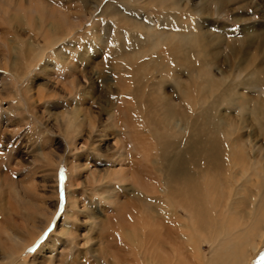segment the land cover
<instances>
[{
  "label": "rangeland",
  "instance_id": "obj_1",
  "mask_svg": "<svg viewBox=\"0 0 264 264\" xmlns=\"http://www.w3.org/2000/svg\"><path fill=\"white\" fill-rule=\"evenodd\" d=\"M93 1L96 0H0V210H3L0 211L1 264H7V260L2 259V248L8 247L6 246V243L8 245L9 242L7 240L8 232L12 234L15 231L22 236L21 240L16 242H25L23 240L27 242L26 245H23L25 248L22 246V255L11 257L14 264H22V259L26 261V264H108L113 258L110 251L113 250L111 246L115 244L117 234L115 229L111 230L110 224L103 230H99L97 226L89 230L90 226L87 223L90 219L86 216L91 215V211L88 210V214L87 212L77 214L73 219L72 226H76V230L75 238L71 243L72 249L68 247V243L70 244L68 238L60 235L62 225L60 215L65 207V196L62 195L68 187L74 190L77 209H83L85 204H91L92 209L97 211L91 220L94 221V225L107 221L105 219L106 210H108L107 204L102 199L100 200L99 195L101 194L100 184L102 185L104 182L102 179L100 184L92 182L86 176L88 175L87 171L78 170V165L80 163L83 165L85 162L84 155L88 153L87 162H89L90 169L94 168L92 170H95L102 178H106L108 177L106 174L112 170L122 169L126 173V170L131 167L132 159L131 154L125 153V147L128 148L127 142L130 143V146L136 142L144 148L143 155H140V150L134 152L140 169H136L135 172L132 168L133 182L128 171L131 182L124 181L122 185L130 184L129 189L132 191V186L135 184L137 191H143L142 194H144L149 189L148 186L152 179L154 182L157 181L156 184L162 180L161 172L158 170L163 167L162 163L164 162L152 164L150 161L151 159L159 161L162 159L161 155L159 159L156 157L157 154H160L157 150L160 148V144L179 141L178 144L167 147L169 157L174 155L175 158L177 154L174 152L183 150L185 146L183 143L188 144L187 142L192 140H190L192 137H187L183 130L173 126L170 121L173 120L171 118L177 112L173 104L178 98L177 93L172 90L174 84L168 74L165 78L163 77V82H161L162 80L159 82L160 87L158 84H152L149 65L145 66L136 77L138 79L145 78L144 85L141 84L140 87L139 83L128 84L127 79L121 80L119 76L121 75L120 69L125 64L137 63L153 54V51L160 52L158 50L162 49L161 47L155 48L156 40L150 39L142 41L143 43L141 42L138 47L136 45L145 37L143 30L140 29L144 26L140 18L149 16L148 12L152 5L147 4L149 8L144 5L137 7V4L132 3L129 4L125 17L119 15L112 17L108 12L109 15L106 14L100 21L102 23L95 24V19L101 10L107 4L119 0H100L96 9L93 7L95 5ZM184 1L193 2L192 4L198 2V7L205 11L210 0ZM218 3L219 5L224 4L223 7L211 17L203 15L201 18L202 31L208 30L214 34L212 39L219 48L220 57L229 53L227 42L242 37L244 33L258 39L250 47V53L256 51L257 55L262 53L264 56V0H219ZM49 11H52L53 15ZM158 12L156 10L150 16L153 15L154 19ZM40 14L44 20L39 30V23L33 17ZM21 15H25V18L30 20L33 26L30 25L28 28L26 25L18 23L17 20H13L14 17ZM53 22L61 24L59 31H67L64 34L56 35L54 40L46 34L48 28H45L46 23ZM156 27L158 29L159 25ZM68 28L69 30H67ZM68 32H71L72 36L68 37ZM94 32L96 33L94 34ZM81 33L82 35H80ZM122 34L131 36H128L130 38L127 44L121 42L124 46L122 54L115 53V42L120 43ZM28 39L33 41L32 45L34 46L31 51L34 55L31 57L27 54V47L30 44ZM62 50L71 52L72 62L66 60L63 54H58V56L54 54L58 51L62 52ZM126 50L131 53L126 54ZM134 51H137L138 54L136 55ZM262 60L258 61L262 62ZM218 62L220 70L225 73L224 68L229 62L228 59H220ZM67 66L74 68L71 77ZM41 68H43L42 71H40ZM131 70L132 65L127 71L128 76L136 73ZM214 73L216 77L220 75V72L214 71ZM190 77L192 76L188 75L185 79L190 82ZM156 78L158 79V77ZM71 80L73 81L71 82ZM72 84L77 91L84 89L89 95V97L86 95L85 97L84 94L77 96L80 100L82 99L84 110L89 115L95 116L94 124L98 132L89 133V128L85 123L77 129L78 125L70 127L66 122L64 102H66L67 108L73 107L68 99V90ZM193 84L195 86L193 90V86L190 87L191 94H188L186 98L188 107L198 94V84L194 80ZM135 88L143 92L142 98L153 101L151 109L144 111L143 107L138 105L137 98L134 97L130 100L131 104L123 101L122 92ZM158 91L168 96L171 103L162 104L158 97ZM37 92L44 95L41 102L36 97ZM48 95L52 97H48ZM198 96L200 95L198 94ZM189 100L192 101L189 103ZM134 102L137 103L136 106H134ZM184 102H186L185 99ZM132 105L138 109L136 110L138 113L132 120H129L125 115L126 112H131L127 106ZM118 109L119 111H117ZM79 113L77 112L75 115L77 116ZM147 113L150 119H146ZM76 116H74L75 119ZM73 121L76 122V120ZM75 122L73 123L76 124ZM148 127L151 132L146 131ZM186 130L192 134L193 130L195 131V126L188 124ZM193 142L188 146H192V148L196 146L198 149L200 145ZM124 143L126 144L124 145ZM73 145L76 146L74 149ZM146 149H149V157L144 155ZM262 152L264 153V148ZM58 157L61 162L58 167H55L53 161H56ZM146 157L149 160H144ZM74 163L78 168L72 167ZM189 167L193 168L191 165ZM62 176L63 178H61ZM94 187L96 189H93ZM127 193L130 192L121 191V200L124 199L123 196L129 197ZM40 209L46 214L51 213L48 221L44 215L40 217L36 215L41 211ZM145 214L147 211L143 210L141 219L144 223L146 222ZM34 215L36 216L34 217ZM168 223L170 224V221ZM41 228L43 229L41 230ZM50 229L56 234L59 233L60 236H58L55 252L50 261L44 262V256L49 251L45 246L48 243L47 239L53 236ZM3 231L5 234L2 233ZM45 233L48 235L44 241H41V246L44 244V248L36 255L35 252L28 251ZM34 235L37 236L32 240ZM10 244L12 247H17L15 242ZM263 257L264 255H262ZM262 263L263 260L256 262V264Z\"/></svg>",
  "mask_w": 264,
  "mask_h": 264
},
{
  "label": "bare ground",
  "instance_id": "obj_2",
  "mask_svg": "<svg viewBox=\"0 0 264 264\" xmlns=\"http://www.w3.org/2000/svg\"><path fill=\"white\" fill-rule=\"evenodd\" d=\"M99 1H93L95 9ZM218 1L210 0L203 11V8L198 7V2L192 4L193 2L189 3L184 0H119L107 4L99 15L97 14L95 24L102 21L103 16L108 12L112 17L116 15L125 17L129 4L135 3L137 7L152 5L148 12L149 16L140 18L145 26L140 27L145 37L136 45L138 47L142 41L150 39L156 40L155 48L161 47L162 49L158 50L160 52L153 51V54L137 63L125 64L120 69V79H127L128 84L139 83L140 87L141 84L144 85L145 78L142 77V80L136 77L145 66L149 65L152 84H158L160 87L159 82L161 80L163 82V77L165 78L168 74L175 85L172 84V90L177 93L178 98L173 104L177 112L171 118L173 120L170 121L173 126L183 130L187 137H192L190 138L192 140L187 142L189 145L195 141L200 147L192 148V146L183 143L185 145L183 150L174 152L177 154L174 158V155L169 157L167 147L178 144L179 141L160 144V148L157 149L160 154H157L156 157L159 159L161 155L162 159L160 161L151 159L150 161L152 164L164 162L162 163L163 167L158 170L161 172L162 180L156 184L157 181L154 182L152 179L148 186L149 189L145 188L147 192L144 194H142L143 191H137L135 184L132 186V191L129 189L130 184L122 185L124 181L133 182L132 168L135 172L136 169H140L134 152L140 150V155H143L144 148L136 142L132 146L127 142L128 148L125 147V153L131 154V167L126 170V173L122 169L112 170L106 174L108 176L106 178H102L95 170H92L94 168L90 169L89 162H87L88 153H86L84 164L78 163V170L87 171L88 175L86 176L92 182L99 183L101 179L104 182L102 185L99 183L101 187H98L101 189L100 200L102 199L107 204L108 210L105 215L107 221L94 225V221L91 220L97 211L92 209L91 204H85L83 209H77L74 190L68 187L62 195L65 196V207L60 215L62 217L60 235L68 238L70 249L73 248L71 243L75 238L76 230V226H72L73 219L77 214L86 212L88 214L89 210L91 215L86 216L90 219L87 223L90 226L89 230L96 226L99 230H103L110 224L111 230L115 229L117 234L115 244L111 246L113 250L110 251L113 258L108 264H256L258 260L261 262L263 260L262 264H264V257L262 258L264 255V153L262 152L264 148L262 145L264 144V60L262 59L264 56L262 53L257 55L256 51L250 53V47L258 39L244 33L242 37L227 42L229 53L220 57L219 48L212 39L214 34L208 30L202 31L201 18L203 15L211 17L222 8L224 4L219 5ZM156 10L159 12L156 13L154 20L153 15L150 16V14L155 13ZM49 12L53 15L52 11ZM33 18L39 23L37 26L40 30L44 20L43 16L40 14ZM13 20H17L18 23H22L28 28L30 25L33 26L32 22L25 18V15L16 16ZM137 23L136 25H138ZM59 25L61 24L56 22L45 24V28H48L46 34L50 36V39L54 40L56 35L67 32L59 31L61 27ZM158 25L159 27L156 29ZM33 28L35 29V27ZM71 34L68 32L67 36H72ZM128 36L131 35L122 34L120 43L115 42V53L122 54L124 46L121 42L127 44L130 38ZM28 43L30 44L27 47V54L31 57L33 41L28 39ZM126 52V54L131 53L127 50ZM136 52L134 51V53ZM54 54L57 56L63 54L66 60L73 61L69 51L62 50V52L58 51ZM120 54L119 56H121ZM63 56L62 58H64ZM30 57L29 59H31ZM220 59L229 61L225 65V73L218 66ZM258 60H262V62ZM131 65L133 72L136 73L128 76L127 71ZM67 68L71 77L74 68L69 66ZM42 70L43 68L40 71ZM214 71L220 72V75L216 77L215 73L213 74ZM188 75L192 76L190 82L185 79ZM192 79L198 84L197 90L201 97L196 94L197 97L194 101L189 100V103L192 102L188 107L186 98L188 94H191L190 87L193 86V90L195 86ZM1 85L3 84L1 83ZM74 88L72 84L68 90V99L73 107L67 108L66 102H64L66 122L70 127L78 125L77 129L85 123L89 128V133L98 132L94 124L95 116L89 115L84 110L82 99L80 100L77 96L84 94L89 97V95L84 89L77 91ZM36 95L41 102L44 95L41 92H37ZM133 97L137 98L138 105L142 106L144 111L152 108L153 101L142 98L143 92L138 88L127 89L121 95L123 101L128 104ZM158 97L162 104L171 103L169 97L161 91H158ZM136 104L134 102V106ZM134 106H127L131 112H126L125 117L129 120H132L138 113L136 111L138 109ZM44 107L47 108L45 105ZM77 112L80 113L76 116ZM146 115V119H150L148 113ZM135 118L137 117L135 116ZM188 124L195 126V131L193 130L192 134L186 130ZM146 131L151 132L150 127ZM74 147L76 146L73 145L72 148L74 149ZM148 151L149 149H146L145 156L150 153ZM53 162L54 166L58 167L61 159L58 157ZM190 165L193 167L192 169L189 167ZM72 167H77V165L74 163ZM128 171L131 181H129ZM121 191L130 192L127 193L129 197L123 196L124 199L121 200ZM16 197L18 196L16 195ZM40 210L36 215L39 217L44 215L48 221L51 213L46 214L42 209ZM143 210L147 211L144 217L145 223L141 219ZM51 233L53 236L47 239L48 243L45 245L49 251L44 256V262L50 261L55 252L58 236H60L55 231H51ZM20 235L17 231L12 234L8 232V245L6 243L8 247L5 248L1 244L4 246L2 259L5 258L7 264H14L11 257L20 255L23 247L25 248L23 245H26V240H23L25 242H21L22 244L16 242L21 240L22 236ZM36 236L34 235L32 240ZM11 242H15L17 247H12ZM43 245L37 247L35 255L44 248ZM4 249L6 250L4 251ZM22 264H26L24 259H22Z\"/></svg>",
  "mask_w": 264,
  "mask_h": 264
},
{
  "label": "snow or ice",
  "instance_id": "obj_3",
  "mask_svg": "<svg viewBox=\"0 0 264 264\" xmlns=\"http://www.w3.org/2000/svg\"><path fill=\"white\" fill-rule=\"evenodd\" d=\"M61 178H63V176H62ZM49 231H51V229H50ZM47 235H48V233H45L44 236H41L40 239L36 242V244L33 245L32 248H29L28 251H30V252H35V251H37V247L41 245V241H44V240H45V237H46Z\"/></svg>",
  "mask_w": 264,
  "mask_h": 264
}]
</instances>
